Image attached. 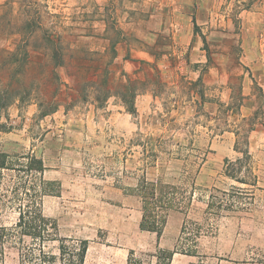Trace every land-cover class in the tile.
Wrapping results in <instances>:
<instances>
[{"label":"rangeland","instance_id":"374dc122","mask_svg":"<svg viewBox=\"0 0 264 264\" xmlns=\"http://www.w3.org/2000/svg\"><path fill=\"white\" fill-rule=\"evenodd\" d=\"M4 3L0 2V29L6 27V34L0 30V53L3 48L14 51L24 44L21 37L29 33L21 26L33 17L43 18L48 26L57 23V35L65 36L58 60L62 66L56 65L51 53L49 59L44 58V66L29 67L23 74L14 75L19 65L15 61L9 69L0 68V94L10 95L9 105H0V124L7 125L0 128V151H32L44 159L48 167L45 177L61 184L59 195L44 197V213L58 221L61 236L88 239L85 264H127L130 249L137 258L155 264L157 246L173 250L181 235L185 215L174 209L168 213L160 239L156 233L141 230L140 198L117 187L135 186L137 175L144 172L142 147L134 143L152 137L175 150L177 144L191 145L196 149L192 153L200 155L192 157L195 162L188 169L197 184L229 189L234 182L224 174L225 160L235 161L241 155L235 150L236 129L252 124L258 128L250 137L252 167L259 178L253 204L247 210L225 213L216 221L213 234L199 237V256L187 258L184 264H257L252 257L264 249V93H260L254 112H243L247 115L243 118L240 80L235 79V92L228 99L218 96V90L228 92V85L220 79L207 85V95L224 106L206 105L197 113L187 100L195 90L185 88L177 77L173 81L170 75L160 83H151L147 75L140 74L143 79L133 85V78L108 72L103 52L95 50L103 43L99 34L103 0H9L3 7ZM111 21L116 31L117 22ZM43 36L38 30L31 43L44 44ZM44 53L42 48L39 55ZM178 70L195 77L186 67ZM166 80L171 83L166 85ZM138 92L156 97L146 98L138 110ZM229 104L234 108L226 114ZM183 164V159L160 152L158 162L145 172L149 179L173 181ZM197 195L208 198L206 191ZM205 207L203 201L194 199L190 218L203 222ZM17 216L16 211L4 210L0 223H14ZM57 244L49 243L46 249L57 252ZM3 257L0 264H19V253L13 247H8Z\"/></svg>","mask_w":264,"mask_h":264},{"label":"trees","instance_id":"16d2710c","mask_svg":"<svg viewBox=\"0 0 264 264\" xmlns=\"http://www.w3.org/2000/svg\"><path fill=\"white\" fill-rule=\"evenodd\" d=\"M8 4L7 1L2 6L7 7ZM25 23L21 26L22 30L25 29L29 34L21 37V40L24 38V44L20 43L21 45L14 51L1 49V70L9 69L11 63L15 61L19 65L14 75L23 74L29 67L44 66L46 63L44 58L49 59L51 53L55 60L57 59L56 65L62 66L58 60L63 49V35H57V23L48 26L43 18L38 16ZM3 30H6V27L3 26ZM3 30L1 33L5 35L6 32ZM38 30L44 33L42 38L44 44L39 43L41 47L31 43L32 38L37 37ZM42 48L45 53L40 56ZM155 69L153 83H160L163 76L158 67ZM57 78L60 79L59 74ZM180 82L185 88L195 90L187 100L195 106L197 113L199 108L204 109L206 103L212 101V98L206 95L207 88L201 77L196 81L182 77ZM131 83L134 85L136 82ZM165 83L167 85L171 81L168 80ZM22 99L23 97L20 96V100ZM9 103L10 95L3 91L0 94V105L5 108ZM231 108H234V105L232 107L229 104L226 114ZM130 110L135 113L134 107ZM255 126L252 124L248 128L236 129L235 150L241 155L235 161L225 160L224 174L234 182L229 189H219L215 186L204 188L197 184L195 175L189 174L188 169L195 162L192 157H200V155L192 153L196 149L191 145L177 144L175 150L162 142L154 141L152 137L144 142L134 143L142 147L144 172L142 175H137L135 186L117 185V187L122 188L127 195L140 198L142 204L140 229L156 233L160 239L167 225L170 210H178L185 215L181 235L175 248L167 250L157 246L156 264H171L175 253L198 257V239L201 234H213L217 228L216 221L225 213L247 210L253 204L255 189L258 188L259 182L258 175L254 173L252 167L253 154L250 150V137L256 130ZM6 127L7 125L0 124V128L6 129ZM240 138L244 139L242 147ZM187 149L191 151L184 154L183 151ZM160 152L170 157L183 159L184 164L180 175L173 181H166L163 177L156 179L147 177L145 170L158 162ZM202 160L205 161V158L202 157ZM47 169L44 159L32 151L13 154L0 151V221L4 210L16 211L18 214L14 223L9 225L0 223V259H4L3 256L8 247H13L19 253V264H85L89 248L88 239L61 236L58 221L44 213V197L61 193L60 182L45 177ZM198 191L208 192V198L198 196ZM194 199L206 204L202 211L203 222L191 219L188 214ZM189 223L192 224L191 227L188 226ZM52 242L58 243L57 252L46 249ZM252 260L254 263L264 264V249L257 251ZM127 264H152V262L137 258L136 252L130 249Z\"/></svg>","mask_w":264,"mask_h":264},{"label":"crops","instance_id":"0c3cea01","mask_svg":"<svg viewBox=\"0 0 264 264\" xmlns=\"http://www.w3.org/2000/svg\"><path fill=\"white\" fill-rule=\"evenodd\" d=\"M111 19L117 22L116 31ZM99 34L103 43L95 50L103 52V65L111 75L138 82L142 74L153 83L158 67L163 78L171 75L173 81L175 77L196 81L201 77L206 88L222 79L228 92L218 90V96L228 99L235 92V79L240 80L243 118L254 112L264 93V0H103ZM201 66L209 70L203 72ZM180 67L195 77L180 72ZM152 97L156 95L138 92V110ZM207 97L212 101L206 105L221 106L210 93ZM195 257L175 253L171 264Z\"/></svg>","mask_w":264,"mask_h":264}]
</instances>
